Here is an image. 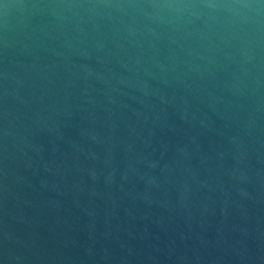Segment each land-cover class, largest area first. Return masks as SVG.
<instances>
[{
    "label": "water",
    "instance_id": "1",
    "mask_svg": "<svg viewBox=\"0 0 264 264\" xmlns=\"http://www.w3.org/2000/svg\"><path fill=\"white\" fill-rule=\"evenodd\" d=\"M0 264H264V0H0Z\"/></svg>",
    "mask_w": 264,
    "mask_h": 264
}]
</instances>
